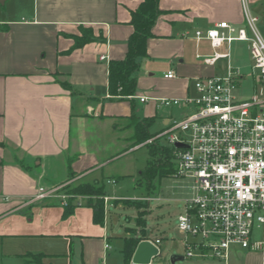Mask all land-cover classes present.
I'll list each match as a JSON object with an SVG mask.
<instances>
[{
  "label": "crops",
  "instance_id": "0c3cea01",
  "mask_svg": "<svg viewBox=\"0 0 264 264\" xmlns=\"http://www.w3.org/2000/svg\"><path fill=\"white\" fill-rule=\"evenodd\" d=\"M142 1L0 0L1 264H31L28 253H43V262L49 264H104L111 256V249H105L110 242L106 208L129 200L115 197L124 173L105 178L104 172L133 147L126 150L128 142L110 157L101 155L99 129L110 124L114 134L117 123L136 112V101L151 104L155 113L146 117L156 118L159 99L196 95V79L219 76L218 67L227 74V58L208 64L205 56L230 51L233 65L234 51L244 45L249 49L245 41L214 47L208 38L196 37L198 30L206 34L222 21L245 26L242 0H160L155 36L148 40V55L141 58L136 74V94L132 101L114 98L109 93V65L126 56L134 30L132 12ZM248 1L264 34V0ZM85 28L96 39L74 47L73 36ZM170 71L175 77H165ZM141 96L149 100L141 102ZM173 106L184 113L161 115L166 126L194 109ZM106 179L112 194L105 192ZM65 183L104 187L98 222L88 202H78L66 214L58 199L35 201L40 187ZM255 228L252 243L263 242V247L233 245L221 264H264V224ZM137 234L150 239L143 230L128 231L125 237Z\"/></svg>",
  "mask_w": 264,
  "mask_h": 264
},
{
  "label": "built area",
  "instance_id": "2783aa9c",
  "mask_svg": "<svg viewBox=\"0 0 264 264\" xmlns=\"http://www.w3.org/2000/svg\"><path fill=\"white\" fill-rule=\"evenodd\" d=\"M242 10L245 26L222 21L206 34L198 30L196 37L208 38L214 47L224 42H248L260 93L256 90L245 99L236 96L238 81L244 75L232 65L228 51L204 57L208 64L227 58L226 75L197 78L196 95L162 98L157 104L159 108H194L182 118L171 119L163 132L175 148L174 175L191 177L196 184L194 198L186 201V209L178 217V228L184 235L185 260L200 257L227 262L233 245L263 247V242L252 243L251 239L254 228L264 224V34L248 0H242ZM165 77L173 78L175 74L170 71ZM148 100V96L140 97L141 102ZM153 139L156 138L148 142ZM177 142L187 146L176 147ZM66 186L40 187L35 201L55 198L67 206L72 195L66 192ZM148 240L160 247V239ZM105 249H111L108 241Z\"/></svg>",
  "mask_w": 264,
  "mask_h": 264
},
{
  "label": "rangeland",
  "instance_id": "374dc122",
  "mask_svg": "<svg viewBox=\"0 0 264 264\" xmlns=\"http://www.w3.org/2000/svg\"><path fill=\"white\" fill-rule=\"evenodd\" d=\"M233 66L241 69L244 75L238 81L236 96L240 99H245L246 97L252 96L256 90L260 93L261 85L256 81L251 52L245 45L243 48L234 51ZM218 68L219 76L224 75L225 72L223 74L222 68ZM171 110L173 117H181L184 113V109L182 108L162 106L158 109L156 118L149 127L150 134L155 135L156 143L167 147L172 146L170 145L168 135H163L166 125L160 116L168 115ZM135 111L141 117L155 113L153 110L151 111V104H142L139 101L135 102ZM130 123L131 119L120 120L117 123L118 129H115L114 134H112L113 131L111 130L110 124L103 129H99L101 134V155L105 154L110 157L117 153V150H120L121 144L129 142L128 146L129 144L131 145L132 141L129 139V136L132 135L133 128L129 126ZM118 141L119 144L116 143ZM130 148L132 147H128L126 150ZM121 156H119L121 158H117L114 161L112 166L106 168L104 172L105 178L110 176V174H114L116 171L124 173V175L119 177V183L116 185L117 196L115 197L116 199H129L120 200L117 205L109 204L106 208L105 226L111 245V256L107 258L105 264H125L122 254L123 238L127 235L128 231H141L142 229L147 238L161 240L159 244L160 254L154 258L153 264H159L160 262L163 264H172V255H184L186 253L184 235L178 228V217L185 211L186 201L194 198L196 194L195 181L188 176L177 177L175 175H168L157 177L153 180L151 187H149L145 181L140 182V172L144 169L148 158V148L145 146V143L133 146L132 149L125 154H121ZM107 180H105V192L112 194L113 187ZM65 184L70 186V183ZM71 195L72 197L69 199L72 198L75 204H78V202L80 204L81 202L86 203L89 200L88 195ZM148 197L151 198L150 201H146ZM92 199L96 200L98 198L93 196ZM140 201H143L147 205L144 204L140 207L141 209L138 208L134 202L140 203ZM143 210L145 212L140 213ZM28 214L32 215V213ZM138 220H141L143 227L138 224ZM1 262L2 259L0 256V264ZM216 263L221 264L219 260L212 258L203 259L194 257L188 258L184 262H177L176 264Z\"/></svg>",
  "mask_w": 264,
  "mask_h": 264
},
{
  "label": "trees",
  "instance_id": "16d2710c",
  "mask_svg": "<svg viewBox=\"0 0 264 264\" xmlns=\"http://www.w3.org/2000/svg\"><path fill=\"white\" fill-rule=\"evenodd\" d=\"M159 1L160 0H143L140 6L132 12L131 24L134 30L128 39L126 56L120 60H112L109 65V93L114 98L132 101L136 94V74L141 66V58L148 55V40L155 36L153 27L161 13ZM100 37L101 40H104L102 35H100ZM73 38L75 39L74 47H80L96 39L93 35V31L87 28L81 31V35H74ZM62 84L67 89H71L69 83L62 82ZM129 119H131L129 126L133 128L132 135L129 137L132 141L129 147L145 143V146L148 148V158L144 169L140 172V182L145 181L147 185L151 187L153 180L157 177L173 176L176 171L175 148L159 145L156 143V139H153L152 142H148V140L155 137V135L149 132V127L153 124L155 118L141 117L136 112H133L129 116ZM65 190L74 196H76V194L88 195V204L95 209L94 220L97 222L100 220L104 210L102 200L104 196V187L102 185L81 184L75 187L68 185ZM93 196L98 199L93 200ZM134 203L138 208L145 204L143 201ZM74 207H76V204L73 203L71 198L69 199L68 205L65 206L66 214L72 213ZM141 212H145V210L140 211V213ZM138 224L143 227L141 220H138ZM144 238V235L139 236L138 234L124 238L122 254L125 264L131 263L139 242ZM26 256L29 258L28 262L31 264H49L43 262V257L45 256L43 253H28Z\"/></svg>",
  "mask_w": 264,
  "mask_h": 264
},
{
  "label": "water",
  "instance_id": "95a60500",
  "mask_svg": "<svg viewBox=\"0 0 264 264\" xmlns=\"http://www.w3.org/2000/svg\"><path fill=\"white\" fill-rule=\"evenodd\" d=\"M176 147L182 148L187 145L177 142ZM160 254L159 247L151 242L150 240H141L135 250L133 258L130 264H150L154 261V258ZM185 255L174 254L171 256V263L176 264L177 262H184ZM163 264V263H159Z\"/></svg>",
  "mask_w": 264,
  "mask_h": 264
}]
</instances>
